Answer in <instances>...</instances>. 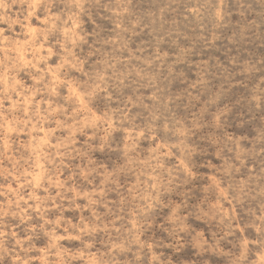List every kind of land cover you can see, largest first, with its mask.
Here are the masks:
<instances>
[{
  "label": "clouds",
  "instance_id": "clouds-1",
  "mask_svg": "<svg viewBox=\"0 0 264 264\" xmlns=\"http://www.w3.org/2000/svg\"><path fill=\"white\" fill-rule=\"evenodd\" d=\"M0 264H264V0H0Z\"/></svg>",
  "mask_w": 264,
  "mask_h": 264
}]
</instances>
